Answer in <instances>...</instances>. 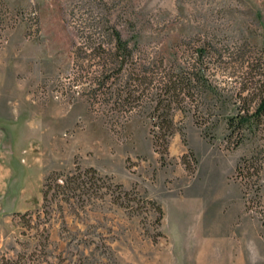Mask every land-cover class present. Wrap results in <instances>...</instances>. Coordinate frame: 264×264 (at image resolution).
Masks as SVG:
<instances>
[{
	"label": "rangeland",
	"instance_id": "374dc122",
	"mask_svg": "<svg viewBox=\"0 0 264 264\" xmlns=\"http://www.w3.org/2000/svg\"><path fill=\"white\" fill-rule=\"evenodd\" d=\"M113 26L153 80L133 107L93 90L95 38L109 44ZM186 73L190 90L156 111L168 74ZM263 79L264 0H0V112L12 101L21 145L33 144L46 173L42 194L54 171L94 167L104 177L14 213L0 228L10 242L0 264H173V245L183 256L195 224L208 264H264L256 186L236 173L264 142L247 130L235 146L227 125L244 102L255 106ZM156 114L174 122L166 148L152 132ZM117 184L131 192L123 205Z\"/></svg>",
	"mask_w": 264,
	"mask_h": 264
},
{
	"label": "trees",
	"instance_id": "16d2710c",
	"mask_svg": "<svg viewBox=\"0 0 264 264\" xmlns=\"http://www.w3.org/2000/svg\"><path fill=\"white\" fill-rule=\"evenodd\" d=\"M98 29H100L96 30L98 35L105 38L104 31L101 32L102 27L99 26ZM109 30L110 32L106 31L111 38L109 44L105 42V39L104 41H98L99 37L95 38L96 46L93 50L95 57L99 58L100 72L99 76H97L99 81L93 90L97 97L101 94L106 103H113L114 107H133L142 100L145 89L153 82L147 75L150 68L146 69L148 65L144 63L146 62L144 61L145 59H142L136 47L130 45L129 40L123 36L121 29L113 26ZM203 55L204 50H201L199 59ZM167 78V81H163L160 87V93L156 94V106H154L156 111L162 105L166 109H170L172 104L180 102L178 100L180 91L183 89L190 90V84L195 80L194 77H189L188 73L181 76L180 74H168ZM259 90L260 94L255 106L252 103L244 102L238 108V112L227 119L230 138L235 137V146L244 143L247 137V130L253 132L258 137V140H263L264 142V79ZM153 124L155 128L152 132L156 138V144L159 142L158 139H162V142L158 143V145L166 148L169 143L167 138L176 131L173 119L170 116L168 117V115L156 114ZM260 146L252 155L241 158L237 164L236 173L247 186H256L254 190L255 199H257V205L260 208L258 211L262 213L264 219V143ZM62 177H65V179ZM60 178L63 179L62 183L59 182ZM103 178L94 167L85 169L78 167L76 172L71 174L54 171L45 178L44 200L47 199L48 193L52 189H54L55 193L64 195H67L68 192H77V190L88 192L92 186L99 187L97 181ZM117 186L121 190L118 195H114L113 200L123 205L125 200H131L129 198L131 192L123 189L120 184H117ZM247 202L248 209L256 206L251 204L250 199H247ZM151 203L156 206L161 218L163 216L162 206L155 201Z\"/></svg>",
	"mask_w": 264,
	"mask_h": 264
},
{
	"label": "crops",
	"instance_id": "0c3cea01",
	"mask_svg": "<svg viewBox=\"0 0 264 264\" xmlns=\"http://www.w3.org/2000/svg\"><path fill=\"white\" fill-rule=\"evenodd\" d=\"M12 101L0 112V228H6L14 213L33 210L42 202V184L45 170L33 163L35 156L34 146L28 149L21 145L20 130L13 118ZM203 226L195 224L194 239H189L183 256L177 254L173 245V264H201L202 258L208 264L207 258L201 257V241ZM0 229V250L10 242L3 240ZM207 242V241H206ZM186 252V253H185Z\"/></svg>",
	"mask_w": 264,
	"mask_h": 264
}]
</instances>
